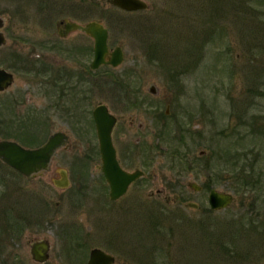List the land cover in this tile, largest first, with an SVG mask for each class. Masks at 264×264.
<instances>
[{
    "label": "rangeland",
    "instance_id": "rangeland-1",
    "mask_svg": "<svg viewBox=\"0 0 264 264\" xmlns=\"http://www.w3.org/2000/svg\"><path fill=\"white\" fill-rule=\"evenodd\" d=\"M144 1L149 4V9L133 13L120 11L108 0L80 2L68 0L67 3L75 12L71 13L72 18L101 19L112 37L124 40L121 45L125 47L127 59L118 68L111 70L115 74L120 75L133 65L131 62L134 53L142 57L139 65L135 66L138 83L131 81L132 88L137 86L135 89H140L148 99L161 102L162 112L167 97L173 96L174 89L168 85L165 78L169 76L168 70L156 64L145 63L143 46L154 41L156 45L166 48L171 43L167 42L163 35L175 38L184 28L183 22H188L191 26L193 23L196 25L195 28L200 31L198 45L202 52L200 67L190 75L184 76L183 94L177 103L183 105L181 112L207 114L214 112L213 116L218 122L226 118L225 112H233L232 125H236V129L247 131L248 135L244 141L231 149L233 156L235 152L238 154V164H231L232 166L228 168L223 165L214 168L218 177L213 181V188L223 192H231V189L241 190L244 176L252 174L254 177L260 171L264 173V0ZM81 5L87 7L82 15L74 11L80 9ZM51 9L49 0H0V16L6 19L4 33L7 38V44L0 47V67L14 74L12 84L6 90L0 91V139H14L26 147L35 145L29 146L20 141V138L4 136L2 133L5 127L3 121L5 118L10 119L14 112L17 123L23 117L27 120L26 115L29 116L28 124L32 128L35 125L34 120L36 124L37 121L40 124V119H44L41 126L46 125V128L44 133L40 134V139H44L49 132L64 127L65 124L64 118L60 115L55 116L48 108H46L48 115L38 117L37 112H32L35 108L45 109L43 107L48 103L47 98L43 94L44 91L39 89L38 85H34V81L28 78L27 74L17 70L14 58L17 52H22L30 54V57L48 61L49 50L39 47L38 44L42 41L49 42L51 36H55V23L63 17L57 14L59 9ZM208 28L213 32V38L206 36L208 31L205 32L204 29ZM164 30L167 31L162 32ZM172 44L177 46L180 43L173 40ZM150 83L157 86L158 96L153 97L148 93L147 87ZM124 87L106 84L103 91L95 90L90 98L89 111L98 103H104L111 112H126L120 114L122 122L130 114L135 119L141 118L138 113L146 112L147 105L130 106L131 101L128 97L123 100L124 97L118 98L116 92L114 93L116 90L121 94L120 90L123 92ZM236 112L239 114L246 112L244 115L246 124L242 126L236 124ZM82 119L85 123L89 122L90 114ZM51 120L53 126L50 124ZM6 128L7 130L10 128L9 131L12 133L19 130L16 124ZM25 133L27 134L25 131L20 136ZM86 137L87 142H84L80 141L81 139H74L71 135L72 146L58 151L51 163V169L36 179L26 180L0 164V202H3V205L0 204V237L4 236L7 241L3 250L5 254L13 250L24 264H36L30 259L29 243L34 239L48 238L51 249L49 259L44 264H81L82 262L77 261L73 255V251L67 259L65 258L62 241L56 235L57 228L51 223L60 221L59 223L78 222L81 230L91 232L95 245H105L107 233L110 234L116 227L115 234L120 251L116 249L117 253L112 252L116 258L115 264H264V235L260 238L255 230L242 226L237 222V218L232 219L235 216L247 215V209L254 206H259L256 209L264 213V186L251 187L245 193L235 192L236 199L231 205L211 210L207 202V189L194 192L186 186L187 181L191 180L190 177L192 181L201 184L206 178L205 167H201L203 171L199 173L185 172V200L194 201L199 207L190 208L181 203L178 211L168 210L162 213L164 215L162 218L159 214L160 224L156 229L150 227L151 232L147 229L150 226V218L146 212L110 214L109 224L105 217V229L100 228L98 230L100 232L95 233L91 221L87 220L81 211L72 212L64 206L58 208L57 214L53 213L52 209L49 211L43 208L36 209V203L33 204V191L42 193L51 201L59 199V192L54 190L51 184L54 168L67 167L66 159L80 156L84 149L96 146L90 126ZM202 149L208 150L205 142L193 146L192 156H197L198 151ZM95 157L94 155L93 158ZM201 161L200 159L197 161L200 166L203 165ZM94 163L91 164V168L94 167ZM163 174L169 178L168 180H175L168 170H163L160 176ZM223 174L230 178L226 180L222 177ZM162 184L163 179L153 185V196L159 199H163L164 196H156L155 189ZM261 189L263 190L260 192ZM174 197L175 202L179 204L176 193ZM51 213L55 214V218L48 222H45L47 220L45 219L38 227L36 216L42 220ZM152 214L155 217L156 214ZM254 214L252 213V216ZM261 221L263 225L259 230H264V214L261 215ZM196 224L208 232L199 234L196 231ZM230 225H239L240 229L236 230ZM246 230H249V234H246ZM242 235L245 237L242 238ZM254 242L259 244V247L250 246ZM234 250L242 252L246 259H234L238 257ZM230 251L233 257L224 254L225 252L231 255Z\"/></svg>",
    "mask_w": 264,
    "mask_h": 264
},
{
    "label": "flooded vegetation",
    "instance_id": "flooded-vegetation-1",
    "mask_svg": "<svg viewBox=\"0 0 264 264\" xmlns=\"http://www.w3.org/2000/svg\"><path fill=\"white\" fill-rule=\"evenodd\" d=\"M67 1L68 0H49L50 7L52 8L51 10H55L56 8L59 9L58 11L56 10L57 14L63 15V17L55 23V36H51L49 42L42 41L38 44L39 47L49 50L48 61L30 57V54H23L22 52H17V55L14 57L17 62V70L27 74L28 78L34 81V85H38L39 89L44 91L43 94L47 98L48 103L43 107L45 109L38 110L35 108L32 112H37L38 117L40 115H48L46 112V108H48V111L51 113L53 112L55 116L60 115L64 118L65 122L64 127L53 130L49 132L44 139H40V134L44 133L46 125L43 127L41 126L43 125L44 119L42 120L39 118L40 124L39 121H37L36 124V120H34V134L38 143L33 147L42 145L47 141L50 135L58 132L63 133L66 136V140L54 151L47 167L33 173L30 177L23 175L1 160L0 164L26 180L41 177L51 169V163L55 154L60 150H65L72 146L71 135H73V138L76 140L81 139L80 141L87 142L86 135L88 126H90L95 137L96 146L91 149L90 147L84 149L80 156L66 159L65 164L67 167L57 166L54 168V176L51 177V184L54 190L59 192V199L51 201L42 193H37L35 191H33L32 194L33 204L36 203V209L38 210H41V208L48 211L52 209V211L54 210L53 213L56 212L57 214L58 208L64 206L72 212L81 211L85 214L87 220L91 221L95 233L100 230V228L102 230L105 229V217L107 218V224H109L110 214L113 213L146 212L147 214H151L152 212L164 213L168 210L178 211V206H180L181 203H185L186 205V203L190 201L185 200V172L194 171L199 173L203 171L201 167H205L206 178L202 183L198 184L196 181H192L190 177L191 180L187 181L186 186L194 192H200L202 189L206 191L207 189L209 193L211 189H215L213 188V181L217 180L218 175L214 168L222 165L227 168L229 166L231 167V164L237 165L239 162L238 154L235 152L233 156V154H231V149L236 148V145L243 142L248 134L247 131L236 129L237 126L232 125L233 112H225L226 114L224 113V115L226 118L219 122L217 118L213 116L214 112H210L209 114L206 112H181L183 111V105L177 102L181 94H183L184 76L186 74L190 75L196 68L200 67L202 56L201 48L198 46L200 31L195 28L196 25L193 23L191 26L188 25V22H183L184 28L175 38H169L167 35H163L164 39L171 43L167 45L166 48L156 45L154 41L143 46V54L146 59L145 63L152 65L156 64L168 70L167 73L169 76L165 78L168 80V85H171L170 87L174 89L173 96L169 95L167 97L166 95L167 100L165 101V109L162 112L161 102H154L150 98L148 99L147 96L143 95L140 89H135L137 86L132 88L131 81H133V83H138L137 77L135 76V66L139 65V60L142 57L134 53L131 62L133 65L125 69L122 74H115L111 70L118 68L121 64L125 63L127 59L124 50L125 47L121 45V42L123 44L124 40L122 38L112 37L109 29L101 19L91 18L80 20L72 18L71 13L73 11L70 9ZM114 7L126 13H133L148 10L149 4L145 9L133 11L123 10L116 6ZM86 8L87 7L81 5L80 9L74 11L82 15ZM183 20L189 21L190 19ZM90 21L101 23L107 30V52L103 58L104 62L95 68L91 67L95 55L93 37L82 30L65 29V24L68 22L85 24ZM5 24L6 21L4 26L0 29L6 39L4 45L7 44V38L4 33ZM165 31L167 30L162 32ZM204 31H208L206 36L213 38L214 34L209 28L208 30L204 29ZM173 40L180 44L175 46L172 44ZM134 47L136 48V46ZM117 50L121 51V61L113 65L111 61L114 58V52ZM9 72L12 73L14 78L13 72ZM132 77L133 80H131ZM106 84H112L114 87L116 85H124L123 92L120 90L121 94L114 90L116 96L118 98L124 97L123 100L128 97L131 101V105L129 104L130 106L137 107L138 105H147L145 109L146 112H139L138 114L141 115V118L137 119L130 114L127 116L126 120L122 122L120 114H126V112H111L109 107L104 103H98L89 111L88 105L92 93L95 92V90L103 91ZM151 84L154 83L148 85V93L153 97L158 96L159 90L155 84V93L149 90ZM101 104L106 105L110 115L114 118V123L110 131V138L114 149L116 164L122 171L129 174L135 173L137 175V177L126 185L123 192L116 197H112V191L114 190V193L119 192L122 186H120L121 183H119L118 180L114 186L105 175L104 159L100 148L101 144L93 116L95 107ZM86 110L87 112H85ZM88 113L90 114V120L85 123L82 118ZM245 113L246 112H242L241 114L237 113L235 115L237 119L235 122H237L236 124H238V126L247 123L244 117ZM5 119V126L8 127L9 123L12 124L10 119ZM48 119L46 120L50 122V113ZM50 124H52V120ZM51 126H53V124ZM199 142H205L208 150H199L197 156L193 157L191 154V152H193V146L196 144L198 145ZM94 155L96 156L95 158H93ZM95 159L96 162L94 163ZM199 159L200 161L202 160V166L197 163ZM92 163H94V169L91 168ZM163 170H168L175 177V180H168L169 178H166L164 174L161 177L160 174L162 175ZM222 177L226 180L230 178V176H225V174H223ZM162 179L163 184L155 189L156 196H164L163 199H159L153 196V185ZM192 182L197 183L200 186V190H194L190 186ZM256 186H264V173L262 171L255 174L254 177L252 174L244 176V184L241 190L231 189V192L218 191L232 195V202L229 204L231 205L236 199L234 197L235 192L237 194L245 193L249 191L251 187ZM262 190L263 189H261L260 192ZM175 193L179 197V204L175 202ZM258 207H251L247 209V212L244 211L247 215L235 216L232 219L237 218V222L242 226H246L249 223L260 224L259 222H262L261 215L264 213L256 209ZM45 213L46 212L43 214ZM252 213H255L254 216H252ZM54 218L55 214L52 215V213L42 220L36 216V224L39 227L43 224L45 219H47L45 222H48L50 219L52 220ZM54 222L55 221H52L51 223L55 224L57 228L56 235L57 238L62 241L60 242L62 243V250H64L66 259L73 251V255L76 257L77 261L82 262L81 264H87L91 251L93 249H100L112 256V264H115L116 258L112 252L117 253L116 249L119 250L118 238L115 234L116 227L112 229L113 232H110L111 235L107 233L106 240L104 241L105 245H95V239L92 237L91 232L84 231L83 229L82 232V227L78 222ZM231 227L236 230L240 229L239 225ZM42 239L48 241V251L50 254L51 242L48 238L34 239L29 243L30 259L36 264H44L49 259L48 255V259L40 263L32 258V253L30 251L31 244ZM6 242L4 236L0 237L1 264H24L20 257H18L17 252L13 250H10L6 254L3 252Z\"/></svg>",
    "mask_w": 264,
    "mask_h": 264
},
{
    "label": "water",
    "instance_id": "water-1",
    "mask_svg": "<svg viewBox=\"0 0 264 264\" xmlns=\"http://www.w3.org/2000/svg\"><path fill=\"white\" fill-rule=\"evenodd\" d=\"M110 4L123 10L133 11L145 9L148 4L143 0H108ZM5 18L0 16V29L4 26ZM65 29H77L88 33L94 39V60L91 64L92 68L97 67L104 62V55L107 52L106 38L107 30L99 22L90 21L85 24H77L68 22ZM6 43L5 36L0 30V47ZM121 61V51L114 52V58L111 61L113 65ZM13 82V75L8 70L0 67V91L5 90ZM155 85L151 84L149 90L155 93ZM93 116L96 123L97 134L100 140V148L104 159V172L107 179L115 186L118 180L121 183V190L114 193L112 197L121 194L126 185L132 181L137 175L135 173H126L119 169L115 161L114 149L112 147L110 131L114 123V118L110 115L106 105L101 104L95 107ZM66 140V136L61 133H55L48 137L47 141L38 147H25L14 140L0 139V160L8 166L16 169L23 175L30 177L33 173L45 169L52 157L54 151L60 147ZM124 186V188H123ZM190 186L198 191L200 186L192 182ZM232 202V195L229 193L218 192L211 189L208 195V203L211 209H221L228 206ZM188 207L197 208L194 202H187ZM48 241L42 239L31 244L32 258L37 262H44L48 259ZM113 258L100 249H93L87 264H112Z\"/></svg>",
    "mask_w": 264,
    "mask_h": 264
},
{
    "label": "trees",
    "instance_id": "trees-1",
    "mask_svg": "<svg viewBox=\"0 0 264 264\" xmlns=\"http://www.w3.org/2000/svg\"><path fill=\"white\" fill-rule=\"evenodd\" d=\"M27 120H24V117L21 118V120L17 123V121L15 122V119H16V113L14 112L13 114H11V118H10V122L12 124L9 123L8 127H12V125H15L16 124V128H18L19 130H17V132H10L9 129L7 130V126L4 127V130H2V133L4 136H13L15 139L16 138H20V141H22L24 144H27V145H35L37 144V138L35 137V134H34V125H33V128L30 127V125L28 124V120H29V116H27ZM3 124L5 125V122L3 121ZM27 132V134L25 133V135L23 136H20L23 132ZM19 133V134H18ZM260 173V172H258ZM1 205H3V202H0ZM210 210V209H209ZM152 213H155V217L153 216ZM151 214L148 215V218L149 219V224L150 226L147 228L148 230H150L151 228L150 227H153V229L155 228L156 229V226L160 224V221L158 219V215L160 214L161 218L164 217V215H162V212H152ZM164 214V213H163ZM160 218V217H159ZM260 224H253V223H249L248 225H246V227H248L250 230H255V232L259 235L260 238H262V236L264 235V230H259V228L262 227L263 223L262 222H259ZM150 228V229H149ZM196 231L201 234L202 233H207L208 231L206 229H204V227H199L198 224H196ZM151 232V230H150ZM153 232V231H152ZM158 232V230H157ZM246 234H249V230H246ZM245 234V235H246ZM200 236V235H199ZM203 236V235H202ZM205 236V234H204ZM230 237V236H229ZM242 237H245L244 235ZM204 238V237H203ZM250 246H256V247H259V244H256L255 242L250 244ZM235 251V250H234ZM238 253V257H234V259H246L244 256H243V253L240 252L239 250L238 251H235ZM225 255H227L228 257H233V254H232V251H230V254H227L224 252ZM1 264V262H0Z\"/></svg>",
    "mask_w": 264,
    "mask_h": 264
}]
</instances>
